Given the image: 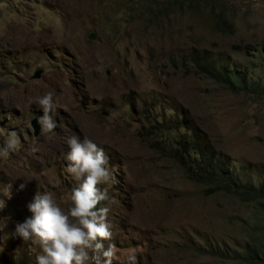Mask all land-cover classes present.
<instances>
[{"label": "rangeland", "instance_id": "obj_1", "mask_svg": "<svg viewBox=\"0 0 264 264\" xmlns=\"http://www.w3.org/2000/svg\"><path fill=\"white\" fill-rule=\"evenodd\" d=\"M167 1L0 0V146L13 131L20 142L0 158V193L10 192L0 194V264H35L39 249L14 226L37 191L69 206L73 134L108 157L114 180L99 187L109 196L101 206L110 209L114 264L131 252L138 264H239L209 251L232 257L250 241L251 205L198 182L166 131L188 128L243 182H264V95L234 93L182 61L208 57L264 85V0L157 13ZM141 3L156 6L144 13ZM47 92L54 134L40 132L42 113L27 103Z\"/></svg>", "mask_w": 264, "mask_h": 264}, {"label": "clouds", "instance_id": "obj_2", "mask_svg": "<svg viewBox=\"0 0 264 264\" xmlns=\"http://www.w3.org/2000/svg\"><path fill=\"white\" fill-rule=\"evenodd\" d=\"M42 115L38 118L42 134H54L56 106L53 94L47 92L28 100ZM66 174L75 182L69 206L62 208L49 191H37L26 205L30 213L14 226V234L23 242L39 249L35 264H114L118 260L108 220L109 207L101 206L109 200L99 185L113 182L108 157L103 146L87 137L73 134L65 141ZM20 146L15 131L0 146V158L7 157ZM37 151L36 148L32 149ZM10 187V186H9ZM24 188V184L18 186ZM10 198L8 187L0 193ZM3 206V201H0ZM105 242L107 246H105ZM123 264H138L134 252L124 257Z\"/></svg>", "mask_w": 264, "mask_h": 264}, {"label": "trees", "instance_id": "obj_3", "mask_svg": "<svg viewBox=\"0 0 264 264\" xmlns=\"http://www.w3.org/2000/svg\"><path fill=\"white\" fill-rule=\"evenodd\" d=\"M206 1L210 0H168L165 10L156 8L157 13L173 11L178 13L195 14L198 10H206ZM142 10L153 11L155 4L141 3ZM161 9V11L159 10ZM156 17V15H155ZM217 26L224 23L221 18L217 20ZM184 65H190L207 78L219 83L230 91L245 92L264 95V85L257 80H246L244 73L228 69L219 61L208 57L197 59L194 55H188L182 60ZM184 127L168 129L167 141L178 154V160L195 173L196 180L206 185H212L213 191L222 192L236 197L240 202L251 205V223L248 225L247 237L250 238L234 256L228 254H217L213 250L209 254L213 257H222L225 260H232L239 264H264V182L259 185H252L243 182L239 175L228 171L218 156L209 152L208 148L198 143L197 136L185 130V135L178 134V130ZM186 128V127H185ZM188 133L191 136H186ZM192 164L197 165L194 169Z\"/></svg>", "mask_w": 264, "mask_h": 264}, {"label": "water", "instance_id": "obj_4", "mask_svg": "<svg viewBox=\"0 0 264 264\" xmlns=\"http://www.w3.org/2000/svg\"><path fill=\"white\" fill-rule=\"evenodd\" d=\"M39 75H40V73H37V74L34 76V79L38 78ZM38 133H39V127H38L36 124H34V135L37 136Z\"/></svg>", "mask_w": 264, "mask_h": 264}]
</instances>
